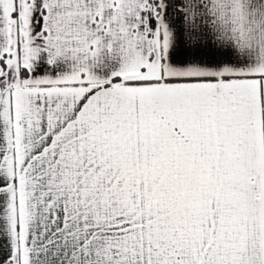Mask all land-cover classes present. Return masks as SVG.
Returning a JSON list of instances; mask_svg holds the SVG:
<instances>
[{"label":"snow or ice","instance_id":"6c2138e0","mask_svg":"<svg viewBox=\"0 0 264 264\" xmlns=\"http://www.w3.org/2000/svg\"><path fill=\"white\" fill-rule=\"evenodd\" d=\"M0 264H264V0H0Z\"/></svg>","mask_w":264,"mask_h":264}]
</instances>
